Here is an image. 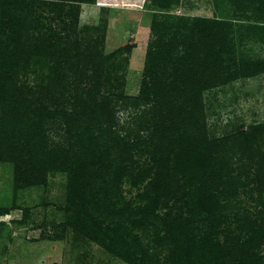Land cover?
Returning <instances> with one entry per match:
<instances>
[{
  "label": "rangeland",
  "instance_id": "374dc122",
  "mask_svg": "<svg viewBox=\"0 0 264 264\" xmlns=\"http://www.w3.org/2000/svg\"><path fill=\"white\" fill-rule=\"evenodd\" d=\"M43 1L52 4L49 5L52 14L49 15L47 8L45 13L36 9L37 14L28 16L29 9L25 5H17V2L5 4L6 15L3 18L0 16V27H4V22L8 20L11 27L17 28L23 35L22 39L18 38V42L9 33V49L1 51L5 47L6 36L0 28V60L9 59L11 53L15 55L11 60H15L23 53L21 49L30 51L26 75L23 73L24 68L14 67L18 76L15 84H10L15 85L17 93L38 98L40 103L36 106L47 109L48 120L42 126L44 144L40 146L43 149L41 151L49 153L47 163L36 165L34 172L29 173L25 171L27 166L22 165L25 154L19 144L11 148L5 146V150L0 152V156L6 154L0 159V210H6V213L0 212V264H187L190 258H195L201 251L199 246L194 247V242H199L200 232H203L206 224L204 215H196L191 228L185 223L177 227L179 223L172 222V217L171 220L167 218L169 213L174 215L176 212L173 203L156 206L149 203V199H138L137 196L143 190L142 185L134 188L127 178L121 183V192L124 201H133L131 208L119 204V199L99 207L91 205L87 211L90 222L86 230L79 231L71 226L69 219L75 208L66 209L69 177L65 172L52 169L56 159V155H52L54 150L69 145L65 134L69 125L53 115L57 112L56 102L61 98L58 93L69 88H76L80 93L81 81L90 78L85 77L86 68L78 72L73 71V68L84 65L85 56L88 55L84 54L86 49L89 48L88 52L92 50L89 57L101 48L102 58L113 56L114 62H120L121 65L116 75L120 76L119 91L124 100L114 104L112 130L119 137L130 131L133 135L138 133V139L145 138L154 122L151 112L153 95L150 92L144 99L136 98L140 95L146 76L145 63L149 48L159 54L156 80L167 86L174 80L170 71L171 63L182 61L191 49L202 48L200 44L203 41L211 34L216 35L213 22L224 20L230 22L231 30L227 44L221 49L219 63L226 70L223 77L230 79L218 81L201 94L209 138L220 140L232 132L264 127V0H167L162 9L152 0ZM50 16L54 17V22L47 19ZM62 21L69 26L65 27ZM47 22H51L56 45L52 59L48 56L50 52L44 56L34 52L38 47L43 52V48L48 46L45 44L48 36L40 33L41 28L36 35L38 41L30 38L35 25ZM156 23L162 25L158 41L151 31L152 25ZM6 50H9V55L5 54ZM165 61L170 64L162 69ZM241 62L252 66L253 77H230ZM66 70L69 71L66 85L64 75L56 77L58 82L54 91L58 98H55L54 93L53 96L48 93L52 90L51 82L55 74H64ZM146 81L149 82L147 78ZM106 87L109 88V84ZM6 99L0 96L1 127L6 116H9L6 119L9 121L16 112L23 110L19 104L7 108L6 101L9 102L10 98L7 96ZM11 125L8 123V126ZM5 130H9L7 123H4ZM1 133L2 129L0 139ZM258 133V138L262 135L258 147L264 152V128ZM110 137L101 138L97 144L105 143ZM245 141L243 139L238 144L243 145ZM134 160L139 162L141 168H146L144 166L149 162L146 157L137 155ZM18 165L22 166V172L16 171ZM16 172V179L23 184L18 189L14 183ZM252 173L249 171L247 175L252 178ZM261 179L264 181V174ZM253 186L255 184L249 185V189ZM257 193L250 191L249 195L258 199L257 202H261L259 205L241 194L237 201L239 207L247 208L251 215L257 210H264V185L260 200ZM226 226L223 223L217 226L208 245L215 256L219 257L218 252L221 253V260L226 259L227 248L235 244L225 241L221 231H225ZM230 227L229 230H232L235 223L230 224ZM184 232H188V235L180 238ZM188 238L193 240L186 241ZM260 252L264 264V242ZM208 259L211 261L208 262ZM203 261V264H216L211 254Z\"/></svg>",
  "mask_w": 264,
  "mask_h": 264
},
{
  "label": "trees",
  "instance_id": "16d2710c",
  "mask_svg": "<svg viewBox=\"0 0 264 264\" xmlns=\"http://www.w3.org/2000/svg\"><path fill=\"white\" fill-rule=\"evenodd\" d=\"M152 1L158 3L161 9L167 2V0ZM17 2H19L17 5H25L29 9L28 16L31 13L37 14L36 9L45 13L47 8L49 15L52 14L49 6L52 4L44 3L43 0H3L0 5V16L3 18L6 15L5 4ZM47 19L54 22V17L50 16ZM62 23L66 25L65 27L69 26L64 21ZM213 24L216 25L214 26L216 35L211 34V37L203 41L200 44L202 48L191 49L182 61L171 63L170 71L174 80L167 86L157 82L159 54L149 48L145 63L146 76L140 95L136 98L144 99L150 92L153 95L151 112L154 122L149 135L145 138L138 139V133L133 135L130 131L119 137L112 130L115 120L114 104L124 100L122 92L119 91L120 76L116 75L121 65L120 62H114L115 57L102 58L101 48L95 51L93 56L90 54L91 56L88 57L92 51L88 52V48L87 52H84L88 54L85 56L84 65H76L73 68L75 72L87 69L85 77L90 79L81 81L82 89L84 85L86 88L81 89L80 93L76 88L63 89L58 93L61 94V98L56 102L57 112L53 115L69 125L65 131L69 145L67 148L54 150L52 155H56V159L52 169L68 174L66 209L75 208L69 219V223L75 229L86 230L90 222L87 211L91 205L99 207L119 199V204L131 208L133 201H124L121 192V183L127 178L126 180H129L134 188L142 185L143 190L137 196L138 199H149V203L156 206L162 204L168 206L173 203L176 212L174 215L169 213L167 218L171 220L172 217V222L179 223L177 227L185 223L191 228L196 215H204L202 218L206 224L202 229L203 232H200L199 242H194V247L199 246L201 251L198 255L193 251L196 257L190 258L187 264H203L202 260L208 254L213 256V262L216 264H263L260 247L264 242V210H257L251 215L247 208L239 207L237 201L242 194L256 205L261 203L257 202L258 199H253L249 192L257 191L260 195L264 185L261 179L264 174V152L258 147L262 139V135L258 138L260 135L258 132H262L264 127H249L244 131L232 132L220 140L209 138L201 94L203 90L216 85L218 81L230 79L223 77V72L226 70L219 63V57L222 47L227 44L231 24L224 20H217ZM161 26L156 23L151 27L157 41L160 38ZM0 28L6 36L5 47L1 51L9 49L10 34L13 35L12 39L18 42L23 37L17 28L15 30L11 27L8 20L4 22V27ZM33 28L30 37L32 40L38 41L36 35L40 28L42 29L40 33L48 36L45 40L48 46L43 48V52L40 47L34 52L39 56L50 52L48 56L52 59L56 45L51 22L38 23ZM21 50L23 53L15 60H11L15 55L10 54L9 50L5 53L10 54L9 59L0 60V75L2 74L0 96L5 100L7 96L10 98L9 102L6 101L7 108L11 109L10 107L17 106L16 104L23 108L9 121L6 120L9 116L5 117L4 123H7L8 132L6 130L4 132L2 120L0 152L5 150V146L11 148L19 144L25 154L22 165L27 166L25 171L32 173L36 165H43L48 161L46 157L49 153L41 151L43 149L40 146L41 143L44 144L42 126L48 120V113H46L47 109L36 106L40 103L38 98L33 99L29 95L24 96L16 92L13 84L18 74L13 68H24L23 73L26 75L25 69L31 56L27 49ZM168 64L165 61L162 69H166ZM253 70L250 64L241 62L236 65L230 77H253L255 75ZM68 73L69 71L54 75L53 83L51 82L50 85L52 90L48 91L50 95L53 96L54 93L55 98H58L54 91L57 78L64 75L66 85ZM107 84L109 88L106 87ZM25 97L26 99L23 100ZM64 101L68 103L65 104ZM8 123L12 124L11 127ZM105 137L110 139L98 145L97 141ZM243 139L246 140L245 144H238ZM231 143H234L233 146H229ZM136 155L149 160L144 166L146 168H141L139 162L134 160ZM5 156L6 154L0 156V159ZM21 167L18 165L16 171L22 172ZM249 171L253 172L252 178L247 175ZM17 172L14 178L16 189L23 185L21 180L16 179ZM254 184L255 186L249 189V185ZM260 197L262 196H259V200ZM0 212L6 213V210ZM233 222L235 227L229 230ZM221 223L227 225L226 230L221 231L225 241L235 243L227 248L224 260L219 258L220 252H218L219 257L215 256L208 246L210 237ZM182 234L180 238L188 235V232ZM174 236L176 237L177 234ZM192 240L188 238L186 241ZM210 261L211 259H208V262Z\"/></svg>",
  "mask_w": 264,
  "mask_h": 264
}]
</instances>
